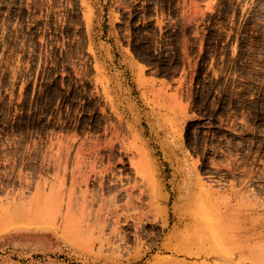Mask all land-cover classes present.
<instances>
[{"label": "rangeland", "instance_id": "1", "mask_svg": "<svg viewBox=\"0 0 264 264\" xmlns=\"http://www.w3.org/2000/svg\"><path fill=\"white\" fill-rule=\"evenodd\" d=\"M0 264H264V0H0Z\"/></svg>", "mask_w": 264, "mask_h": 264}]
</instances>
